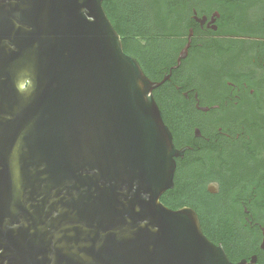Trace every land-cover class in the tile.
I'll list each match as a JSON object with an SVG mask.
<instances>
[{
    "label": "water",
    "instance_id": "water-1",
    "mask_svg": "<svg viewBox=\"0 0 264 264\" xmlns=\"http://www.w3.org/2000/svg\"><path fill=\"white\" fill-rule=\"evenodd\" d=\"M103 1L0 0V264H231Z\"/></svg>",
    "mask_w": 264,
    "mask_h": 264
},
{
    "label": "flooded vegetation",
    "instance_id": "flooded-vegetation-1",
    "mask_svg": "<svg viewBox=\"0 0 264 264\" xmlns=\"http://www.w3.org/2000/svg\"><path fill=\"white\" fill-rule=\"evenodd\" d=\"M177 155L159 197L231 264H264V0H104Z\"/></svg>",
    "mask_w": 264,
    "mask_h": 264
}]
</instances>
